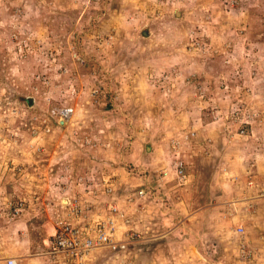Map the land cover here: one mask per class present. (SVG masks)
<instances>
[{"label":"rangeland","instance_id":"rangeland-1","mask_svg":"<svg viewBox=\"0 0 264 264\" xmlns=\"http://www.w3.org/2000/svg\"><path fill=\"white\" fill-rule=\"evenodd\" d=\"M0 2V264H74L51 247L66 202L130 195L139 241L79 264H264V0Z\"/></svg>","mask_w":264,"mask_h":264},{"label":"built area","instance_id":"built-area-1","mask_svg":"<svg viewBox=\"0 0 264 264\" xmlns=\"http://www.w3.org/2000/svg\"><path fill=\"white\" fill-rule=\"evenodd\" d=\"M52 112L58 115V120L69 121L73 108L57 107ZM171 145L175 148L178 146V141H173ZM172 170L180 181L183 180L185 168L182 161H173L171 168L162 170L161 174L166 176ZM164 176L161 179L165 178ZM110 190L109 185L102 187V192L107 193ZM144 194V189H140L137 195ZM133 200L134 196L130 195L124 200V207L116 202L109 204L107 211L102 214L94 209L91 210L78 200L66 202L64 221H60L59 228L51 241L56 248L55 252L66 256L72 263L79 264L93 250H128L130 245L139 241L141 234L131 227L130 218L125 210L126 206H132ZM118 232H121V236H116ZM236 232L243 233V227L238 226ZM6 264H16V259L7 258Z\"/></svg>","mask_w":264,"mask_h":264},{"label":"trees","instance_id":"trees-1","mask_svg":"<svg viewBox=\"0 0 264 264\" xmlns=\"http://www.w3.org/2000/svg\"><path fill=\"white\" fill-rule=\"evenodd\" d=\"M110 1H116V0H110ZM4 3H1L0 2V5L2 6ZM255 10V9H254ZM256 12H258L257 10H255ZM262 12V11H261ZM1 13H2V8H0V15H1ZM51 55H52V53H48V52H44V55L42 56V54H41V57L42 58H48V59H51ZM213 85L211 84L210 85V87H212ZM210 89V88H209ZM235 104H236V107L235 106H231L230 108H231V110L233 111L234 109H237V110H241L242 108H243V105L241 104V103H238V102H236L235 101V99H233L232 100ZM260 113V112H259ZM201 122H202V124L204 123V122H206L205 121V118H207V121H210V119L212 118L211 117V113H210V109L209 108H207V107H205V108H203L202 110H201ZM261 115V114H260ZM232 119H230V121H233L234 120V122H232V123H235V119H236V117L235 116H233V117H231ZM204 119V120H203ZM258 124H264V123H262V122H257ZM207 124V123H206ZM206 124H204V125H206ZM210 124V123H209ZM254 128V126H253V123H249L248 121H243V123L241 124V128L239 129L242 133H244V135H250L251 134V132H252V129ZM205 130V127H203V130L202 131H204ZM237 130V129H236ZM229 131H231V125H230V129H229ZM232 131H234V130H232ZM194 132V131H193ZM220 133H222V132H220ZM196 133L194 132V135H195ZM261 134V133H260ZM189 137L190 136H188V135H184V139H182L181 141L184 143V142H187V140H189ZM263 140V139H262ZM202 144H206V139L205 138H203L201 141H200ZM261 141H259L258 142V144L260 143ZM256 145V149H257V146H259V145ZM209 145V144H208ZM251 158H259V155H258V153H255V155H251L250 156ZM185 161H187V159H185ZM263 179V178H262ZM62 187V185H60V186H56V188H61ZM55 188V189H56ZM51 247L52 248H55V246H54V244H52L51 245Z\"/></svg>","mask_w":264,"mask_h":264},{"label":"clouds","instance_id":"clouds-1","mask_svg":"<svg viewBox=\"0 0 264 264\" xmlns=\"http://www.w3.org/2000/svg\"><path fill=\"white\" fill-rule=\"evenodd\" d=\"M55 104V106H53V108H51V112H52V110L53 109H55V108H57V107H60V108H62V107H65V106H70V105H64V104H56V103H54ZM70 107H72V106H70ZM73 108V107H72ZM73 112H74V108H73ZM53 113V112H52ZM56 117H57V119H58V115L57 114H55V113H53ZM73 114V113H72ZM72 116V115H71ZM61 122H65V121H62V120H58V123L60 124ZM189 136V135H188ZM177 139V137L176 138H174V139H171L170 140V143H169V151H168V153L166 154L167 155V157H169V159H170V162H169V164L166 166V168L169 170L170 168H171V166H172V163H173V161H175V160H180V161H182V163H183V165H184V168H185V177L187 176V168H186V164H185V161L178 155V153H179V151H180V149H181V147L182 146H176L175 148H173L172 147V142L173 141H175ZM170 174L172 175V176H174V178L177 180V182L178 181H180L179 179H178V177L175 175V173L173 172V170L170 172ZM185 177L183 178V180H181L182 181V183L185 181ZM252 184V181L250 180L249 181V185H251ZM253 188V187H252ZM251 188V189H252ZM259 197H261V199H264V194L262 193L261 194V196H259ZM66 211V210H65ZM63 218H64V215H63ZM238 226H242L243 227V233H238V232H236V228L238 227ZM236 228H235V234H237V235H240V236H243V234H244V226H243V223H241L240 225H237L236 226ZM16 259V258H15ZM16 264H18V259H16Z\"/></svg>","mask_w":264,"mask_h":264},{"label":"crops","instance_id":"crops-1","mask_svg":"<svg viewBox=\"0 0 264 264\" xmlns=\"http://www.w3.org/2000/svg\"><path fill=\"white\" fill-rule=\"evenodd\" d=\"M143 227H145L143 233H147L148 232V227L146 225H144ZM158 233H159V229H158Z\"/></svg>","mask_w":264,"mask_h":264},{"label":"water","instance_id":"water-1","mask_svg":"<svg viewBox=\"0 0 264 264\" xmlns=\"http://www.w3.org/2000/svg\"><path fill=\"white\" fill-rule=\"evenodd\" d=\"M144 33L146 34V33H148V31H144ZM27 100H28V103L31 102V98L30 97H28Z\"/></svg>","mask_w":264,"mask_h":264}]
</instances>
